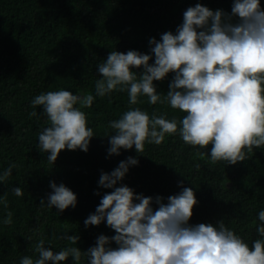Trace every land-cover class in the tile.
<instances>
[{"label": "trees", "instance_id": "obj_1", "mask_svg": "<svg viewBox=\"0 0 264 264\" xmlns=\"http://www.w3.org/2000/svg\"><path fill=\"white\" fill-rule=\"evenodd\" d=\"M234 0H0V173L15 164L12 174L0 183V264H20L24 257L38 258L35 245L57 253L69 247L87 252L96 246L99 236L109 238L106 247L116 249L111 240L116 235L106 222L85 226L96 213L101 199L113 189L99 185L101 173L111 174L129 157L138 165L129 166L124 179L116 185L131 188L136 195L153 199L168 197L191 188L198 203L189 221L192 226L220 221L251 248L257 239L264 240L256 228L264 211V146L254 149L244 162L228 165L212 163L211 145L207 149L185 144L177 133L165 136L159 144H145L137 153L121 149L109 155L111 121L121 118L130 108L179 121L185 113L166 102L151 105L140 96L136 105L129 103L127 91L96 96L95 82L101 79L98 65L110 52L137 51L152 57L151 39L177 33L183 14L200 4L212 11L222 10L231 16ZM264 10V0H260ZM233 17L232 22H238ZM137 75L143 68L132 69ZM175 73L154 81L157 93L166 95ZM66 90L83 97L92 94L93 104L82 108L87 127L94 137L87 152L65 148L55 163L50 153L39 149V134L50 127L43 106H32L33 99L49 91ZM76 107H80L79 104ZM35 111L37 116H31ZM204 152L203 158L198 153ZM63 184L77 197L75 208L60 212L47 204L52 193L50 183ZM19 187L23 196L12 189ZM98 193V194H97ZM44 201V204H41ZM139 201H134L138 203ZM12 213V223L3 220ZM78 235L76 245L63 238ZM86 254L79 264H88ZM62 264H75L71 257Z\"/></svg>", "mask_w": 264, "mask_h": 264}, {"label": "clouds", "instance_id": "obj_2", "mask_svg": "<svg viewBox=\"0 0 264 264\" xmlns=\"http://www.w3.org/2000/svg\"><path fill=\"white\" fill-rule=\"evenodd\" d=\"M183 17L175 35L166 32L159 42L149 41L154 46V64H149L151 56L130 50L126 54L112 51L98 65L102 78L95 82L96 96L127 91L131 105L140 103V96H147L151 105L166 102L185 113L177 121L130 108L109 124L114 130L109 155L118 156L121 149L133 146L142 153L146 143L159 145L166 135L178 133L190 146L207 149L211 145L212 163L244 162L254 149L264 146V10L260 0H234L231 16L197 4ZM233 17H238V22L233 23ZM139 68L143 73L138 76L132 69ZM169 73H175L169 91L158 94L153 82L162 81ZM93 101L92 94L81 97L66 90L49 91L33 99L32 106H43L50 122L38 137L39 149L50 153L49 162L54 164L65 148L88 151L94 133L81 109L90 108ZM198 155L203 158L205 153ZM136 165L138 160L129 157L111 174L101 173L100 187L113 191L103 196L96 213L84 222L85 226H99L106 219L116 233L111 238L118 245L116 249L106 247L110 240L104 235L87 252L69 247L54 253L41 239L35 245L38 258L24 257L20 264H62L69 257L79 264L84 254L88 264H264V240H255L250 248L223 221L217 226L189 224L198 203L191 188L169 196L167 204L157 196L154 211L151 197L136 195L125 185L116 187L129 166ZM15 167L11 164L0 173V183ZM50 187V208L63 212L76 207L77 197L70 189L54 182ZM12 191L23 196L19 187ZM258 219L261 224L256 230L264 237V211L258 213ZM3 223H12L11 212ZM63 238L73 245L79 240L78 235Z\"/></svg>", "mask_w": 264, "mask_h": 264}]
</instances>
